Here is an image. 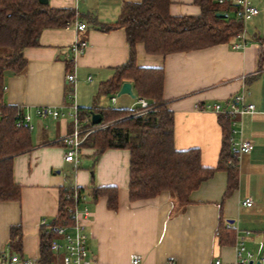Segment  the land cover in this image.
Returning a JSON list of instances; mask_svg holds the SVG:
<instances>
[{
  "label": "crops",
  "instance_id": "1",
  "mask_svg": "<svg viewBox=\"0 0 264 264\" xmlns=\"http://www.w3.org/2000/svg\"><path fill=\"white\" fill-rule=\"evenodd\" d=\"M141 1L49 0L52 7L74 9L75 21L86 23L87 28L80 31L73 23L44 29L39 44L23 50L25 71L6 76L2 102L31 113L34 147L14 158L13 176L21 187L20 199L0 201V260L17 254L40 264L42 221L49 223L56 217L62 187L73 184L89 189L94 183L118 188V209L108 207L107 196L97 200L88 197L79 205L80 209L85 205L90 209L89 216H80V220L85 224L93 262L130 264L133 254H139L145 264H215L217 259L221 264H250L251 260L264 264V61L259 68L256 40L264 37V0H249L260 12L243 23L246 45L242 48L234 47L239 40L236 37L228 43L163 56L148 54L142 42L136 44L138 66L164 69L163 95L174 114L175 147L199 148L203 166H217L222 145L218 120L222 113L213 105L227 108L229 99L238 93H244L246 103L255 105L238 121L242 133L236 137L251 139L254 147L238 158L239 182L231 195L224 196L227 172L218 170L190 194L184 206L168 190L132 201L129 150L107 149L95 159L96 149L82 147L78 162L65 159L61 139L75 129L74 106L91 107L100 84L130 58L125 29L107 31L101 25L117 22L125 3ZM168 9L176 16L201 12L195 0H170ZM79 39L87 41V47L75 56L71 45ZM70 71L77 75L75 101L68 97L72 88L66 76ZM91 99V105L82 106ZM124 101L130 102L127 98ZM38 107L59 110L60 114L40 116ZM72 164L74 175L68 181L64 171ZM246 198L254 204L243 205ZM221 219L232 230L233 240L228 244L219 241ZM13 226L22 232L19 253L9 248ZM238 250L246 259L248 253L252 256L240 261ZM56 254V263H60L62 252Z\"/></svg>",
  "mask_w": 264,
  "mask_h": 264
},
{
  "label": "trees",
  "instance_id": "2",
  "mask_svg": "<svg viewBox=\"0 0 264 264\" xmlns=\"http://www.w3.org/2000/svg\"><path fill=\"white\" fill-rule=\"evenodd\" d=\"M195 2L201 7L200 14L183 16L170 14V0L128 2L123 5L117 22L101 25L107 31L125 29L130 58L116 67L111 78L100 84L91 107L78 108L81 119L93 110L102 115L100 124L107 123L90 133L81 146L96 149L95 159L107 149L130 151L129 197L132 201L152 198L168 190L184 206L189 202L190 194L218 170H225L228 174L225 197L238 187L239 160L231 150V116L226 113L218 116L223 137L217 166H203L199 148L178 150L174 145V114L164 100L163 67H142L136 62L138 42L144 44L148 54L166 56L228 43L244 29L243 21L236 16L238 4L234 0ZM218 12L228 13V16H218ZM76 17L77 12L72 8L52 7L50 3L44 4L40 0H0V201L20 199L21 187L15 183L13 176L14 158L34 147L29 126L25 122L17 125V121L22 118L21 110L2 102L6 76L25 71L27 59L23 50L38 45L44 29L67 26L74 23ZM256 40L259 46L258 67L262 68L264 37ZM126 81L132 83L136 96L148 100L152 110L137 114L131 108L99 105L102 95L117 94ZM139 108L134 107L135 110ZM75 189L78 191L77 198ZM100 196L108 197L110 209H118L116 186H97L92 183L89 189L75 188L73 184L62 187L56 217L42 225L40 264L56 263L57 254L51 246L54 240L60 238L58 227L74 222L75 206L86 203L88 197L97 200ZM48 225L52 227L49 229ZM217 231L220 243L232 242V230L225 226L223 219ZM9 248L12 253L22 251L19 226L11 228Z\"/></svg>",
  "mask_w": 264,
  "mask_h": 264
},
{
  "label": "built area",
  "instance_id": "3",
  "mask_svg": "<svg viewBox=\"0 0 264 264\" xmlns=\"http://www.w3.org/2000/svg\"><path fill=\"white\" fill-rule=\"evenodd\" d=\"M225 0H220V2H224ZM238 4V9L236 11V16L246 23L247 20L257 15L260 10L258 7L254 6L249 0H234ZM75 26L78 30L82 31L87 28V24L84 22L75 21ZM73 24V23H72ZM70 25V24H68ZM67 25V26H68ZM238 42L234 44L235 48H242L246 45L245 31L244 29L237 34ZM87 47V41L83 39L76 40L71 45V50L75 56L83 54ZM67 82L70 84L72 90L68 93V97L75 101V88L77 83V75L75 71L68 72L66 76ZM4 90L7 89L5 85ZM117 97L113 96L112 101L116 102ZM140 107L135 110L134 107ZM75 108V129L72 133L64 136L61 141L66 147L65 159L68 161L78 162L80 159V154L82 151V142L85 138L92 133L95 129L105 125L104 123L98 125H91L92 119L91 115L85 116L83 119L79 117L78 108ZM152 106L149 104L148 100L145 98H140L137 100L134 106L131 109L137 113L142 114L152 110ZM214 110L217 113H226L232 118V131H231V150L233 156L239 158L242 154H248L252 151L254 144L251 139H244L240 137L239 139L236 137L242 133V130L237 127L238 121L245 114L252 112L255 108L253 103H246L244 93H238L233 95L229 99V103L227 108H223L221 104L215 103L213 105ZM37 115L46 116L51 114L56 117L60 114L59 110L51 109L49 107H38L36 110ZM21 119L17 121V125L20 126L23 122H25L30 129L33 128L32 123V115L30 112L22 113ZM75 188L77 186L75 185ZM77 190L75 189V198L78 197ZM86 199L85 196L82 197ZM242 204L245 206H252L254 201L251 198H246L242 201ZM90 214V209L87 205H85L82 209L79 208L78 205L75 206L73 212L74 222L71 225H62L59 226L57 231L60 235V238L54 240L52 243V250L56 253L62 252V258L60 263L54 264H99L93 262L89 257V248L87 244V234L83 231L85 224L82 220H80V216L88 217ZM43 224H46V221H42ZM231 223H228L230 226ZM52 226L48 225L50 229ZM250 231H246V234H249ZM244 250V247H242ZM238 259L240 261L248 260L252 254L248 253L247 259L243 256V252L238 250ZM264 260V258H263ZM250 261V260H249ZM0 264H35L33 260L21 258L19 255L14 254L10 258H2L0 260ZM130 264H145L142 257L139 254H133ZM215 264H221V260L217 259Z\"/></svg>",
  "mask_w": 264,
  "mask_h": 264
},
{
  "label": "rangeland",
  "instance_id": "4",
  "mask_svg": "<svg viewBox=\"0 0 264 264\" xmlns=\"http://www.w3.org/2000/svg\"><path fill=\"white\" fill-rule=\"evenodd\" d=\"M112 94H106L104 95L102 98H100V101H99V105H102V106H105V107H129L131 106L133 103H136L137 102V98H132L130 95L128 94H121V95H118V94H115L114 96L117 97L118 100V103H113L112 102ZM127 98L129 101V103H127V101H124V99ZM93 103V100L91 99L90 103L86 104V105H82V106H89ZM125 105H128V106H125ZM105 125H107V123H105ZM105 125L101 126V127H104ZM83 158V156H82ZM81 158V160H82ZM74 168H75V164H72L70 165L69 167H67L65 169V174L68 176V181H70L71 179H73V175H74Z\"/></svg>",
  "mask_w": 264,
  "mask_h": 264
},
{
  "label": "water",
  "instance_id": "5",
  "mask_svg": "<svg viewBox=\"0 0 264 264\" xmlns=\"http://www.w3.org/2000/svg\"><path fill=\"white\" fill-rule=\"evenodd\" d=\"M41 3H49V0H40ZM218 16H221V17H227L228 16V13H222V12H218L217 13ZM121 94H129L131 95L132 97H135V93L133 92V87H132V83L130 81H126L122 84L119 92H118V95H121ZM90 115H91V119H92V123L93 124H100L103 120L102 118V115L98 112H95V111H90ZM253 260L250 261V264H253ZM256 264H261L260 261H258Z\"/></svg>",
  "mask_w": 264,
  "mask_h": 264
}]
</instances>
